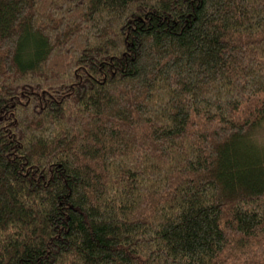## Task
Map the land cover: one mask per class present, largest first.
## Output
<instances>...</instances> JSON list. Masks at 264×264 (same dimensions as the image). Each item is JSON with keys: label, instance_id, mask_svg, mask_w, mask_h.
Segmentation results:
<instances>
[{"label": "trees", "instance_id": "trees-1", "mask_svg": "<svg viewBox=\"0 0 264 264\" xmlns=\"http://www.w3.org/2000/svg\"><path fill=\"white\" fill-rule=\"evenodd\" d=\"M263 131L264 0H0V264H264Z\"/></svg>", "mask_w": 264, "mask_h": 264}, {"label": "rangeland", "instance_id": "rangeland-1", "mask_svg": "<svg viewBox=\"0 0 264 264\" xmlns=\"http://www.w3.org/2000/svg\"><path fill=\"white\" fill-rule=\"evenodd\" d=\"M258 139H259L258 145L263 148L264 147L263 146L264 145V131L262 132V134L260 135V137Z\"/></svg>", "mask_w": 264, "mask_h": 264}]
</instances>
